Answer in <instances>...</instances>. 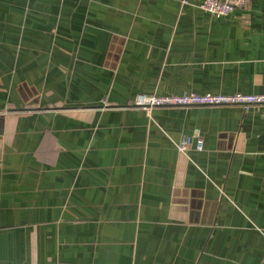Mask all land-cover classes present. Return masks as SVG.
<instances>
[{
	"label": "crops",
	"instance_id": "0c3cea01",
	"mask_svg": "<svg viewBox=\"0 0 264 264\" xmlns=\"http://www.w3.org/2000/svg\"><path fill=\"white\" fill-rule=\"evenodd\" d=\"M201 1L0 0V264H264V104H131L264 93V0Z\"/></svg>",
	"mask_w": 264,
	"mask_h": 264
},
{
	"label": "built area",
	"instance_id": "2783aa9c",
	"mask_svg": "<svg viewBox=\"0 0 264 264\" xmlns=\"http://www.w3.org/2000/svg\"><path fill=\"white\" fill-rule=\"evenodd\" d=\"M247 0H202L200 8L216 16L230 13L235 8L246 5ZM134 106L150 109L153 106H176V105H241L245 108L251 105L264 104V93H182V94H145L137 93L131 101ZM180 153L195 149H203V141L198 133L185 136L177 144Z\"/></svg>",
	"mask_w": 264,
	"mask_h": 264
}]
</instances>
